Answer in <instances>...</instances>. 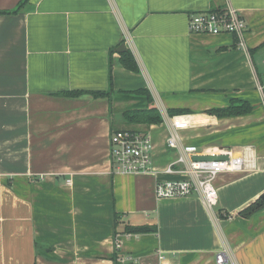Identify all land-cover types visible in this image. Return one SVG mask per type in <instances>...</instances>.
<instances>
[{
    "label": "crops",
    "instance_id": "0c3cea01",
    "mask_svg": "<svg viewBox=\"0 0 264 264\" xmlns=\"http://www.w3.org/2000/svg\"><path fill=\"white\" fill-rule=\"evenodd\" d=\"M19 1L0 0V11ZM230 1L247 20L246 49L233 34L189 30L192 14L225 0H29L0 13V264H217L219 252L224 264H264V206L239 215L264 194V0ZM110 62L115 89L147 87L162 115L135 126L152 135L155 168L177 156L167 146L176 115L189 120L183 143L245 157L244 170L214 180L212 210L197 194L157 198L165 174L112 168L109 99L66 95L108 91ZM233 98L253 109L207 113Z\"/></svg>",
    "mask_w": 264,
    "mask_h": 264
},
{
    "label": "built area",
    "instance_id": "2783aa9c",
    "mask_svg": "<svg viewBox=\"0 0 264 264\" xmlns=\"http://www.w3.org/2000/svg\"><path fill=\"white\" fill-rule=\"evenodd\" d=\"M225 1L222 8H210L192 14L189 30L202 34H233L236 38V45L246 49L247 20L230 0ZM187 126H189L187 118L180 115L172 117L167 146L177 151V156L161 171L154 167L152 135L144 131L113 129L110 134L112 168L123 172H151L156 176L161 173L165 174L168 178L158 177L155 183L157 198H178L197 194L205 206L212 210L219 202L218 189L214 180L221 173L244 170L245 157L227 152L222 153L227 157L224 160L195 159V155H203L198 146L183 143L179 134V130ZM70 182L71 179H67V183ZM119 243L120 241H118V246ZM163 258H165V254L160 252L159 259L163 260ZM225 259L224 252L217 253V264H224ZM117 262L119 264H137L138 259L132 255H125L119 257Z\"/></svg>",
    "mask_w": 264,
    "mask_h": 264
},
{
    "label": "trees",
    "instance_id": "16d2710c",
    "mask_svg": "<svg viewBox=\"0 0 264 264\" xmlns=\"http://www.w3.org/2000/svg\"><path fill=\"white\" fill-rule=\"evenodd\" d=\"M29 0H20L14 9H10L8 11H0V13L8 14V13H18L23 8H25V4ZM120 62L124 68L130 69L134 72H139L137 61L131 53V51L125 50L121 54ZM110 70V85L108 91H83V90H76L75 92H68L66 95L76 97L81 94H90L91 96L95 97H107L109 99V103H111V114L113 120V129H124V130H132L135 132H142L138 130L136 127H128L129 125H152V124H160L163 122L162 115L158 110L153 96L150 90L147 87H142L139 89H126V90H116L113 86L112 82V63L110 62L109 66ZM122 100L131 102L126 108L121 111L120 113V125L126 124L127 126L123 128L120 125L115 123L114 119V101L115 100ZM253 109L251 103L247 100H240V99H231L230 103L225 107H215L209 109L207 111L208 114L214 115L216 117H222L226 115H240L242 113L250 112ZM189 110L185 108H176L169 110L171 115L176 114H184L188 113ZM264 206V198L262 196L258 198L257 201L251 203L250 205L246 206L245 209L239 212L240 216H251L254 211L261 209ZM120 214L117 211H114V219H115V226L118 225V221ZM155 231L154 227L150 226H127L125 231L127 233H146L147 231ZM115 264H119L117 261Z\"/></svg>",
    "mask_w": 264,
    "mask_h": 264
},
{
    "label": "rangeland",
    "instance_id": "374dc122",
    "mask_svg": "<svg viewBox=\"0 0 264 264\" xmlns=\"http://www.w3.org/2000/svg\"><path fill=\"white\" fill-rule=\"evenodd\" d=\"M131 102H125V101H122V100H115L114 101V119H115V123H117V125H120V114L118 113H121V111H123L127 105H129ZM128 127H135L134 125H129Z\"/></svg>",
    "mask_w": 264,
    "mask_h": 264
},
{
    "label": "water",
    "instance_id": "95a60500",
    "mask_svg": "<svg viewBox=\"0 0 264 264\" xmlns=\"http://www.w3.org/2000/svg\"><path fill=\"white\" fill-rule=\"evenodd\" d=\"M124 50L123 49H118V52H123ZM195 159H198V160H210V159H218V160H224V159H227L226 156H223V155H217V154H210V155H195L194 156ZM262 198H264V194L262 195Z\"/></svg>",
    "mask_w": 264,
    "mask_h": 264
}]
</instances>
